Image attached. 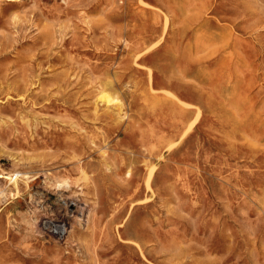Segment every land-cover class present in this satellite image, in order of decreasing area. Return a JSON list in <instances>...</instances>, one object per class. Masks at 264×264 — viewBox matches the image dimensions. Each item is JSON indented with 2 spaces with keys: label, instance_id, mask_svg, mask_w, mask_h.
<instances>
[{
  "label": "rangeland",
  "instance_id": "rangeland-1",
  "mask_svg": "<svg viewBox=\"0 0 264 264\" xmlns=\"http://www.w3.org/2000/svg\"><path fill=\"white\" fill-rule=\"evenodd\" d=\"M0 264H264V0H0Z\"/></svg>",
  "mask_w": 264,
  "mask_h": 264
},
{
  "label": "bare ground",
  "instance_id": "bare-ground-1",
  "mask_svg": "<svg viewBox=\"0 0 264 264\" xmlns=\"http://www.w3.org/2000/svg\"><path fill=\"white\" fill-rule=\"evenodd\" d=\"M151 83V82H150Z\"/></svg>",
  "mask_w": 264,
  "mask_h": 264
}]
</instances>
